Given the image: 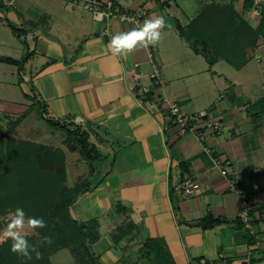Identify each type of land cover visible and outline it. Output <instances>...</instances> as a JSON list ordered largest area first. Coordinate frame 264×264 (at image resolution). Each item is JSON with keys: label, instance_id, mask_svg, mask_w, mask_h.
<instances>
[{"label": "crops", "instance_id": "1", "mask_svg": "<svg viewBox=\"0 0 264 264\" xmlns=\"http://www.w3.org/2000/svg\"><path fill=\"white\" fill-rule=\"evenodd\" d=\"M31 1L17 0L7 12L0 10V74L8 77L3 84L9 88L16 86L15 73L29 77L19 86L35 103L27 108L0 101V118L31 111L17 129L19 136L74 153L65 146L64 131L45 119L81 125L91 133L90 141L102 157L90 163L77 152L75 164H88L89 173L73 183L86 180L90 189L76 200L72 214L82 223H99L100 239L92 245L99 263L264 264V116L253 119L248 113L264 99V46L254 53L257 62L262 59L260 70L232 82L217 71L224 61L210 68L178 35L175 22L167 21L169 12L184 14L177 0H113L121 11H144L145 19L163 16L171 25L156 46L137 47L122 56L107 51L110 35L129 31L145 19L139 24L118 19L98 23L90 11L70 0H62L61 6L45 0L39 8ZM213 3H239L237 11L248 23L257 27L261 21L243 10L244 0ZM197 16L186 24L175 21L186 26ZM8 22L27 33L17 37ZM56 22L63 25L61 35L65 29L72 31L71 43L58 36ZM200 57L207 63L204 70L199 69ZM155 71L162 86L151 79ZM260 73L262 79L256 80ZM216 78L225 80L217 97ZM141 88L151 92V100L138 97ZM173 101L186 115L208 111L223 123L224 131L216 135L204 129L203 140L181 133L169 117L167 103ZM35 106L42 111L36 117ZM29 118L34 121L26 138L23 123ZM215 159L223 162L220 167ZM187 180L192 181L190 195L183 190ZM208 217L226 223L203 229ZM148 240L164 248L159 262L143 255Z\"/></svg>", "mask_w": 264, "mask_h": 264}, {"label": "trees", "instance_id": "2", "mask_svg": "<svg viewBox=\"0 0 264 264\" xmlns=\"http://www.w3.org/2000/svg\"><path fill=\"white\" fill-rule=\"evenodd\" d=\"M252 6V0H244V11H249ZM0 10L6 11L2 8ZM8 25L19 38L27 33L11 22H8ZM175 30L195 54L206 58L210 68L217 62L224 61L234 69L241 70L253 60L254 51L259 47L260 42L264 43V15L259 25L253 27L238 13L233 3L224 5L211 3L205 6L188 25L182 26L179 21H175ZM28 60L29 55L27 54L19 64L20 72ZM137 91L138 97L143 98L144 101H149L153 97L151 92L144 94L140 90ZM248 113L253 119L264 116V99L251 106ZM25 118L24 115L19 117L15 126ZM45 121L51 127L66 133V146L73 147L80 154L82 160L91 163L101 159L102 156L96 145L90 141L91 133L88 130L82 129L80 126L65 125L54 119L46 118ZM31 147L34 148L35 164L27 165L26 163L22 167H17L20 172L18 180L37 184L39 193L41 189L49 185H55L58 188L57 202L47 207H40L43 210L42 217L46 221L49 218H55L57 223L55 229L51 228L56 230L50 236L53 242L50 245L39 247L41 258L37 264H50L49 258L60 249H70L78 254L80 264H100L92 251V245L100 239L99 223L96 221L82 223L72 214L74 203L90 189V183L82 180L75 186H68L65 154L61 147L48 148L40 145ZM17 151L19 152V150ZM2 152L5 158L10 161L8 146ZM17 157L16 162H20ZM0 165H3V171L11 173L10 167H5L6 164H3V161H0ZM30 171L31 176L29 175ZM225 223L224 220L208 217L201 226L203 229H211ZM249 244L253 245L255 242L250 241ZM7 248L6 245L0 246V264H12L11 258L7 255ZM142 251L144 256L155 262H159L158 260L165 254L164 248L156 240L146 241ZM160 261V263H164V261Z\"/></svg>", "mask_w": 264, "mask_h": 264}, {"label": "rangeland", "instance_id": "3", "mask_svg": "<svg viewBox=\"0 0 264 264\" xmlns=\"http://www.w3.org/2000/svg\"><path fill=\"white\" fill-rule=\"evenodd\" d=\"M45 0H33L30 2V5L36 8H39L41 4ZM56 3L63 5L64 2L62 0H53ZM213 2H220V0H177V3L181 6V8L184 11V14L175 15V12L172 11L169 12V14H165V17L168 22L174 23L175 19L178 18V20L181 21L182 24H186L189 18H194L197 16L202 9L205 7L206 4H210ZM235 3V2H234ZM237 10L241 11V6L239 3L235 4ZM176 10L175 8H173ZM6 10L5 12H7ZM177 16V17H176ZM16 25L19 26V23L16 21ZM57 27L58 36L61 38V40H65L68 43H71L74 35L72 34V31H67L66 29L62 32L63 35H61L60 27L63 25L60 22L55 23ZM264 46L263 42H260L259 47ZM259 47L254 51V53L257 52ZM257 56H254L253 54V61L250 64L249 67H247L242 72L234 69L230 65H228L225 62H220L217 66V71L222 72L224 74H227V78L232 80V82H235V80H240L244 78V75L246 72L251 71L252 69L260 70V68L263 66L262 59L261 61L258 60V62L255 60ZM199 61H201V67L199 69L204 70L207 63L204 60V58L200 57ZM262 65V66H259ZM260 72V71H258ZM18 73V72H17ZM15 73V80H16V86L14 88H9L8 84H3L4 81L7 82L8 77L3 78L0 74V101H10L11 103H17L27 106V108H30L35 101L34 99L27 98L25 95L24 89L20 88V84L24 80V82L29 81L28 78H22L21 73ZM260 76H257L256 80H261L263 77L262 73L259 74ZM28 76V75H27ZM216 78V96H219L220 92H222V85L225 83L224 78L218 79ZM29 89L31 90V84L28 83ZM227 87V86H226ZM39 107V106H38ZM36 110L34 111V116L36 117L40 110L35 106ZM37 111V112H36ZM31 111H29L24 116H27L30 114ZM19 118V117H18ZM18 118L15 117H9L5 116L0 118V139L2 142L0 143V150L3 151L5 147L8 146V152L10 157V161H8L4 153L0 151V161H3V164H6L5 167H10L11 173H7L3 171L4 167L3 165H0V232L5 228L7 223V217L9 213L14 212L16 208H22L25 213L26 217H42L43 210L40 207H47L50 205H53L57 202L58 198V188L55 187V185H49L43 189H41L40 193L37 191V184H32L30 182L25 181H19V168L22 167L26 163L27 165L35 164V155H34V148L31 147L32 145H41L36 142L25 140L22 138V136H19L17 134V129L21 124H18L15 126L16 121ZM33 118H29L23 123V127L26 130V138L30 136L32 133V125H33ZM79 127V126H78ZM80 128L85 129L84 126L80 125ZM20 134V133H19ZM64 135L65 132H63ZM67 139V138H66ZM24 143L25 145H21ZM28 144L29 146H27ZM66 146V143H65ZM48 147V146H45ZM52 148V147H48ZM19 150V152L17 151ZM64 154H65V163H66V172H67V179H68V186L72 187L75 186L73 183L74 180L77 177H83L89 173V166L86 163L82 164H75V160L78 158L77 152H71V151H65L63 148ZM18 152V154H17ZM3 156V159H2ZM17 156H20L21 158H18ZM67 156V157H66ZM19 159L20 162H16ZM15 159V160H14ZM21 164V165H20ZM29 175L31 176V171L29 172ZM83 180V179H82ZM81 179L79 181H82ZM20 182V183H18ZM44 186V185H43ZM43 218V217H42ZM44 219V218H43ZM45 220V219H44ZM52 220V221H51ZM46 221V220H45ZM47 222V228L45 229H26V235L27 239L30 244H37V241L43 237V236H51L52 233L56 232V230H52L51 228L56 227L55 218L51 219L49 218ZM6 245L7 248V255L11 258L12 264H37L40 259H37L35 254H33V258L31 260H25L23 257H20L10 251L11 247V240H4L0 241V246ZM50 264H80V256L74 252H72L70 249H60L58 252H56L54 255H52L49 258Z\"/></svg>", "mask_w": 264, "mask_h": 264}, {"label": "clouds", "instance_id": "4", "mask_svg": "<svg viewBox=\"0 0 264 264\" xmlns=\"http://www.w3.org/2000/svg\"><path fill=\"white\" fill-rule=\"evenodd\" d=\"M170 27L171 25L166 22L163 16L145 19L142 25L129 31L110 35L107 51L113 56H122L133 52L137 47L156 46L162 39L163 30ZM45 228H47V222L42 217H26L22 208H16L14 212L8 214L6 226L0 232V241L11 240L10 251L25 260H31L33 254L37 259H40L39 247L50 245L53 242L52 238L43 236L37 241V244H30L26 229Z\"/></svg>", "mask_w": 264, "mask_h": 264}, {"label": "built area", "instance_id": "5", "mask_svg": "<svg viewBox=\"0 0 264 264\" xmlns=\"http://www.w3.org/2000/svg\"><path fill=\"white\" fill-rule=\"evenodd\" d=\"M17 0H0V8L9 10L14 7ZM74 6H82L84 9L90 11L96 22L102 23L105 20L118 19L123 23L127 24H139L145 17L146 13L144 11L127 12L121 11L116 8L113 0H70ZM253 6L249 10L252 17L262 19L264 15V0H252ZM99 16V19L97 17ZM135 80L138 79L136 75ZM153 83L157 86H162L163 81L161 75L158 71L151 76ZM140 91L144 94L150 91L146 88H141ZM168 112L169 117L172 120L174 126H176L181 133L191 132L200 139H204V133L202 130L210 129L216 135H221L224 131V125L219 120L212 119L208 111L201 112L195 115H186L182 112V108L179 102L173 101L168 102ZM215 164L220 167L223 163L220 159H215ZM228 163V162H227ZM229 164V163H228ZM223 175H227L226 170L222 171ZM192 181L187 180L183 185V190L186 195L192 193L191 190ZM248 210L251 208V203L247 204Z\"/></svg>", "mask_w": 264, "mask_h": 264}]
</instances>
